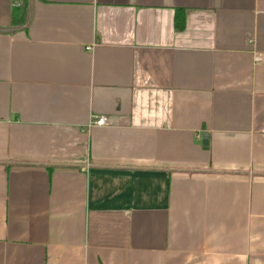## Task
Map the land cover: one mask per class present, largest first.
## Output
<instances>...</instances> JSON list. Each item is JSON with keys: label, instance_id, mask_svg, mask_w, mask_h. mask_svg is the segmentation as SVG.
I'll list each match as a JSON object with an SVG mask.
<instances>
[{"label": "crops", "instance_id": "crops-1", "mask_svg": "<svg viewBox=\"0 0 264 264\" xmlns=\"http://www.w3.org/2000/svg\"><path fill=\"white\" fill-rule=\"evenodd\" d=\"M0 264H264V0H0Z\"/></svg>", "mask_w": 264, "mask_h": 264}, {"label": "built area", "instance_id": "built-area-1", "mask_svg": "<svg viewBox=\"0 0 264 264\" xmlns=\"http://www.w3.org/2000/svg\"><path fill=\"white\" fill-rule=\"evenodd\" d=\"M104 124L105 119L103 117H99L93 123H91V126H103Z\"/></svg>", "mask_w": 264, "mask_h": 264}, {"label": "water", "instance_id": "water-1", "mask_svg": "<svg viewBox=\"0 0 264 264\" xmlns=\"http://www.w3.org/2000/svg\"><path fill=\"white\" fill-rule=\"evenodd\" d=\"M208 144H209L208 137L205 136L204 137V140L202 142V145H203L204 148H207L208 147Z\"/></svg>", "mask_w": 264, "mask_h": 264}]
</instances>
